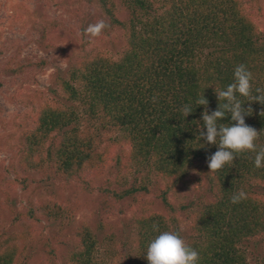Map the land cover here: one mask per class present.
Returning <instances> with one entry per match:
<instances>
[{"label":"trees","instance_id":"1","mask_svg":"<svg viewBox=\"0 0 264 264\" xmlns=\"http://www.w3.org/2000/svg\"><path fill=\"white\" fill-rule=\"evenodd\" d=\"M87 1L100 6L109 25L95 40L115 33L113 47L77 56L67 78L61 79L64 102L43 107L25 133L20 164L50 180L89 184L88 175L90 179L109 167L112 149L102 148L106 139L101 135L114 131L118 145L131 144L120 165L141 176L139 180L133 174L130 184L118 170L103 191L108 212L114 211L111 200L133 197L139 203L131 260L148 264L149 243L160 232L172 231L199 253L198 264H264V255L252 263L247 254L251 244L264 242V168L255 167L256 153L244 152L231 165L209 173L208 159L218 145L200 137L205 107L196 103L204 96L209 114L217 110L215 90L235 82L234 70L240 64L253 74V95L256 88H264V31L255 20L262 8L255 9L253 0H121L128 13L124 17L114 0ZM52 46L48 43L46 48ZM153 96L158 97L156 103ZM237 98L245 109H252L245 123L260 132L258 151L264 148V115H260L264 105L251 97L237 94ZM186 104L193 110L188 117L181 112ZM233 123L230 113L218 121ZM194 173L206 186L197 201L175 204L166 189L158 200L168 212L160 213L148 212L147 203L137 200L151 192L154 180L156 186L167 181L178 186ZM21 181L25 188L33 183L30 177ZM116 182L127 186L121 190ZM240 190L247 199L233 204L231 198ZM44 208L60 218L50 206ZM184 216L192 219L189 233L181 226ZM30 218L37 220L33 210ZM76 232L78 250L68 261L100 264L94 257L93 231L85 226ZM52 249L49 255L55 258ZM20 254L17 245L2 247L0 264L30 263L20 260Z\"/></svg>","mask_w":264,"mask_h":264},{"label":"rangeland","instance_id":"2","mask_svg":"<svg viewBox=\"0 0 264 264\" xmlns=\"http://www.w3.org/2000/svg\"><path fill=\"white\" fill-rule=\"evenodd\" d=\"M114 2L116 11H124L125 17L128 13L121 0ZM253 6L262 8L263 17L257 13L255 20L264 31V0H253ZM101 19L105 21L107 16L100 6L87 0H0V250L17 245L20 260L28 264L41 260H47L45 264H72L68 259L78 250L76 230L85 226L96 237L94 257L100 264H136L130 252L138 236L135 221L141 214L139 203H134L133 197L111 200L114 211L108 212L103 192L118 170L130 184L134 182V170L128 172L120 165L128 157L131 144L118 145L114 131H103L101 137L106 140L101 146H111L110 164L106 171L90 179L88 175L85 180H90L89 184L83 180H50L26 171L20 164L25 133L43 107L64 102L61 79L67 78L77 56L112 49L115 33L100 40L85 34L90 24ZM48 43H53L52 48H46ZM196 174L178 186L173 181L156 186L154 180L151 192L137 200L147 203L148 212L160 213L168 212L158 200V194L166 189H170L168 197L175 204L197 201L205 195L206 186ZM135 176L141 180L140 175ZM26 177L33 180L27 188L21 181ZM114 186L124 190L127 185L116 182ZM32 210L39 223L30 218ZM191 225V218L182 217L186 233ZM51 249L58 258L49 255ZM247 254L252 263H257L264 255V242L251 244Z\"/></svg>","mask_w":264,"mask_h":264},{"label":"clouds","instance_id":"3","mask_svg":"<svg viewBox=\"0 0 264 264\" xmlns=\"http://www.w3.org/2000/svg\"><path fill=\"white\" fill-rule=\"evenodd\" d=\"M104 20L90 24L85 29V34L92 38L100 37L108 28ZM253 74L245 65L240 64L234 70V81L225 90H215L219 100L218 109L209 114V101L203 96L197 99L198 105H203L205 111L202 114L203 128L199 129L200 137L207 143L218 145V150L209 157V173H216L231 165L237 156L244 152L256 153L254 164L256 168H264V148L257 151L256 140L260 132L245 123V116L252 112L251 107L245 109L239 96L249 98L264 105V88H256L253 95ZM158 97L153 96L152 102L156 103ZM221 101H224L221 103ZM182 114L188 117L193 112L191 105H184ZM231 114L232 125L218 124V121ZM260 115H264L261 111ZM206 128V131L204 129ZM219 140V143H217ZM247 199V193L240 190L235 193L231 202L237 204ZM154 230L159 231L154 225ZM146 259L148 264H198L199 253L190 247L179 233L172 231L160 232L148 245Z\"/></svg>","mask_w":264,"mask_h":264}]
</instances>
